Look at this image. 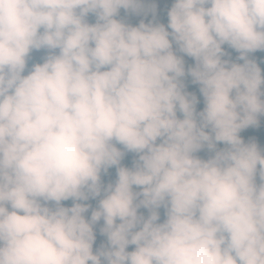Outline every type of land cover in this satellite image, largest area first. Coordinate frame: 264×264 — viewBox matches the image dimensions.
Instances as JSON below:
<instances>
[{
  "label": "clouds",
  "instance_id": "9594fccd",
  "mask_svg": "<svg viewBox=\"0 0 264 264\" xmlns=\"http://www.w3.org/2000/svg\"><path fill=\"white\" fill-rule=\"evenodd\" d=\"M165 7L0 0V264H264V0Z\"/></svg>",
  "mask_w": 264,
  "mask_h": 264
},
{
  "label": "trees",
  "instance_id": "16d2710c",
  "mask_svg": "<svg viewBox=\"0 0 264 264\" xmlns=\"http://www.w3.org/2000/svg\"><path fill=\"white\" fill-rule=\"evenodd\" d=\"M169 8H164L163 11L161 12L160 14V18L157 20V22H160V23H164L165 25L167 24V16H166V13H167V10ZM124 10L121 9L120 11V16L118 17L119 19H121L123 17V12ZM128 15L129 18H131L133 16V13L131 12H128L126 13ZM135 15V14H134ZM91 19L89 20V22H95L94 21V17L90 16ZM175 48V46H174ZM224 49L227 53H229L230 55L228 56H225L223 57L224 59H229L231 62H235V63H243V61H240L237 59L239 53L235 52L234 50L228 48L226 45L224 46ZM179 54V53H178ZM43 55H45V52L44 50H41L40 52H33L32 54V59L30 60L29 62V68L31 67V64L32 63H42L43 62ZM249 59H253L257 62L258 66L261 67L262 69V75H264V63H261V60L264 59V53L262 52H256V53H252V54H249ZM185 59V67L187 69L188 66H192L194 64V61L189 58V57H184ZM27 74V72L25 73ZM184 83H185V90L190 92V93H194L196 96H197V99L199 101V103L197 104V111H200L202 110L203 108V98L202 96L200 95L199 93V85H196V84H193L191 82V77H188L186 76L185 79H184ZM178 116H179V113H178ZM258 120H259V123L257 126H254V127H249L248 129L246 130H243L240 135L241 137L244 139V141L246 143L248 142H255L257 143L258 147H261V148H264V116H261V117H258ZM224 147V145H220L218 144L217 145V148H222ZM213 153L209 152L207 150V148L201 150L200 152L197 153V155L202 158V159H207L209 158ZM136 159V156L135 154L133 153H128L126 154V156L124 157V159L122 160V164L124 166H127V167H131L132 166V161ZM102 179L105 183L111 181V180H114L115 179V169H110L109 170V175L107 176H102ZM257 183H259V179L257 177ZM64 206H71L72 204V201H65V202H62ZM87 203H90L93 207H95L96 205V201L94 200H90L88 201ZM140 212L142 214L145 215V217L148 215V212L146 209H143L141 208L140 209ZM164 210L163 209H160V214H161V220H163L164 218ZM86 215H90L89 214H86ZM102 224V222H101ZM101 225H97L96 228L94 229V231L96 232V242L94 244V252L97 248L100 247V245L102 243L106 244V238L101 236L99 234V227ZM129 251L132 250V246L129 247L128 249Z\"/></svg>",
  "mask_w": 264,
  "mask_h": 264
},
{
  "label": "rangeland",
  "instance_id": "374dc122",
  "mask_svg": "<svg viewBox=\"0 0 264 264\" xmlns=\"http://www.w3.org/2000/svg\"><path fill=\"white\" fill-rule=\"evenodd\" d=\"M172 0H151V2L155 3L156 4V7H157V16H156V20L160 18V11L162 9V6H167L168 3H170ZM141 19H144L145 22H148V20H151L152 19V15L151 13H149V15L145 18L144 16L142 15H137L136 16V22L137 24L140 22Z\"/></svg>",
  "mask_w": 264,
  "mask_h": 264
}]
</instances>
